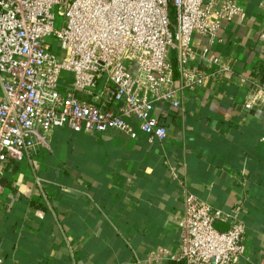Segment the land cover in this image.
Masks as SVG:
<instances>
[{
  "label": "crops",
  "instance_id": "0c3cea01",
  "mask_svg": "<svg viewBox=\"0 0 264 264\" xmlns=\"http://www.w3.org/2000/svg\"><path fill=\"white\" fill-rule=\"evenodd\" d=\"M237 1L241 17L224 23L213 41L196 38L193 67L216 75L186 93L184 112L157 110L165 141L62 127L31 158L4 164L3 264H168L184 208L171 170L215 209L243 200L248 249L238 264H264V85L255 75L264 65V0ZM206 49L224 68L203 58ZM68 80L62 85L70 89ZM159 252L163 260L149 263Z\"/></svg>",
  "mask_w": 264,
  "mask_h": 264
},
{
  "label": "built area",
  "instance_id": "2783aa9c",
  "mask_svg": "<svg viewBox=\"0 0 264 264\" xmlns=\"http://www.w3.org/2000/svg\"><path fill=\"white\" fill-rule=\"evenodd\" d=\"M244 11L237 0H0V180L7 161L48 147L57 128L165 141L157 110L184 112L186 93L216 75L193 67L196 38L213 41ZM203 58L224 68L210 49ZM171 177L184 208L175 223L178 249L167 258L238 264L248 249L243 200L215 209L189 192L177 171ZM217 221L228 229L215 228ZM151 254L149 263L163 260L162 252Z\"/></svg>",
  "mask_w": 264,
  "mask_h": 264
},
{
  "label": "trees",
  "instance_id": "16d2710c",
  "mask_svg": "<svg viewBox=\"0 0 264 264\" xmlns=\"http://www.w3.org/2000/svg\"><path fill=\"white\" fill-rule=\"evenodd\" d=\"M255 75L257 76L258 79L261 80V83L264 85V65L257 67ZM168 264H185V262L184 261L170 260L168 262Z\"/></svg>",
  "mask_w": 264,
  "mask_h": 264
},
{
  "label": "water",
  "instance_id": "95a60500",
  "mask_svg": "<svg viewBox=\"0 0 264 264\" xmlns=\"http://www.w3.org/2000/svg\"><path fill=\"white\" fill-rule=\"evenodd\" d=\"M215 226H216V227H221L222 229H225V230L228 229L227 226H225L224 224H222V223H220V222H218V221L215 223Z\"/></svg>",
  "mask_w": 264,
  "mask_h": 264
},
{
  "label": "rangeland",
  "instance_id": "374dc122",
  "mask_svg": "<svg viewBox=\"0 0 264 264\" xmlns=\"http://www.w3.org/2000/svg\"><path fill=\"white\" fill-rule=\"evenodd\" d=\"M60 23H61V19H58L57 20L58 27L60 26ZM64 77H69L70 78V75L69 74H64ZM215 228L220 229V230L222 229L221 227H216V226H215Z\"/></svg>",
  "mask_w": 264,
  "mask_h": 264
}]
</instances>
